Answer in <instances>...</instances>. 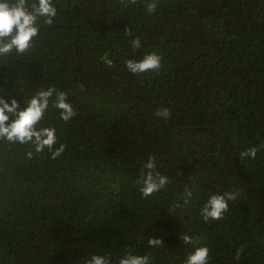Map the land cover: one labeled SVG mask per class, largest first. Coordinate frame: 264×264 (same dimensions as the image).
Returning a JSON list of instances; mask_svg holds the SVG:
<instances>
[{
  "label": "trees",
  "instance_id": "1",
  "mask_svg": "<svg viewBox=\"0 0 264 264\" xmlns=\"http://www.w3.org/2000/svg\"><path fill=\"white\" fill-rule=\"evenodd\" d=\"M147 2L53 0L56 25L41 21L27 56L0 59V98L23 109L54 86L77 112L64 123L50 107L42 122L67 145L55 160L0 142V264H86L129 248L185 264L200 246L210 264H236L241 246L239 264H264V148L240 155L264 144V0H159L152 14ZM152 52L158 72L127 70ZM164 107L170 118L156 117ZM149 156L169 183L143 198ZM225 192L239 195L224 219L202 221L204 203ZM150 237L164 246L148 248Z\"/></svg>",
  "mask_w": 264,
  "mask_h": 264
},
{
  "label": "clouds",
  "instance_id": "2",
  "mask_svg": "<svg viewBox=\"0 0 264 264\" xmlns=\"http://www.w3.org/2000/svg\"><path fill=\"white\" fill-rule=\"evenodd\" d=\"M140 0H120L125 7L137 5ZM159 0H149L145 10L149 14L156 11ZM58 14L53 0H0V59L7 60L12 55L17 57L27 56L35 47L36 39L40 33V23L48 27L56 25ZM126 35L131 36V30H126ZM133 49L141 47L139 37L130 41ZM162 57L155 52L145 54L141 59H128L125 61L127 70L137 76L149 72H158L162 67ZM25 107L21 109L16 99L9 103L0 98V142L8 144L31 145L36 154L47 150L51 153V159L59 158L66 150L67 145L58 144L57 129L55 127L42 126V122L50 109H55L58 119L69 123L77 112L68 102V93L54 86L38 89L30 98H26ZM154 115L158 118L168 119L171 112L168 108H159ZM260 148L251 147L242 152L241 158L251 157L255 159ZM29 158L33 152L27 153ZM169 183L167 176L157 171L156 158L149 156L144 163L136 184L143 198H148L165 189ZM192 191H186L185 204L192 197ZM238 193L225 192L223 195H211L200 209V218L204 222L219 221L224 219V213L229 209V201H234ZM179 205H173L170 211H174ZM185 245H196L199 241L189 234L181 236ZM202 239V238H201ZM148 248H160L164 246L163 239L150 237L147 241ZM244 253V246L236 250L234 259L239 264ZM150 253L144 255L134 254L129 248L122 257L113 259L108 255H92L86 264H151ZM185 264H210V249L207 246L195 247L188 254Z\"/></svg>",
  "mask_w": 264,
  "mask_h": 264
}]
</instances>
